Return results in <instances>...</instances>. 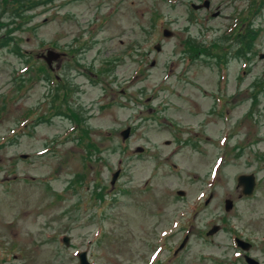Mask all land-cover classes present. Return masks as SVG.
Wrapping results in <instances>:
<instances>
[{"label":"rangeland","instance_id":"374dc122","mask_svg":"<svg viewBox=\"0 0 264 264\" xmlns=\"http://www.w3.org/2000/svg\"><path fill=\"white\" fill-rule=\"evenodd\" d=\"M204 3L0 0V264H264V0Z\"/></svg>","mask_w":264,"mask_h":264},{"label":"water","instance_id":"95a60500","mask_svg":"<svg viewBox=\"0 0 264 264\" xmlns=\"http://www.w3.org/2000/svg\"><path fill=\"white\" fill-rule=\"evenodd\" d=\"M203 5H204V7H208L209 6L208 1H205V3ZM192 8L193 9H199L200 7L192 5ZM169 35H170L169 31L165 30L164 31V36H169ZM155 49L159 50L160 49L159 45H156ZM42 58L48 63V65H50L51 61H53L54 59L57 58V54H55V53H53L51 51H48L47 55L46 56H42ZM260 58H264V54L260 55ZM128 134H129V129H127L126 131H124L122 133L123 138L124 139L127 138ZM114 180H115V177L113 178L112 183L114 182ZM254 187H255V177H254L253 174L238 176V178H237V188H241V196H250L252 194L253 190H254ZM178 194L179 195H183L182 192H178ZM231 207H232V202L230 200H226L225 201V209L228 211V210L231 209ZM216 231H217V227H214L213 229H211L207 233V235H212ZM235 241L237 243V246L240 247L244 251H247L250 248V245L248 243L244 242L241 239H236ZM64 243L68 244V238H64ZM78 257H79V264H89L88 261H87L85 252L80 253L78 255ZM244 259H245V261L248 264H258L256 261H254L250 257L245 256Z\"/></svg>","mask_w":264,"mask_h":264}]
</instances>
